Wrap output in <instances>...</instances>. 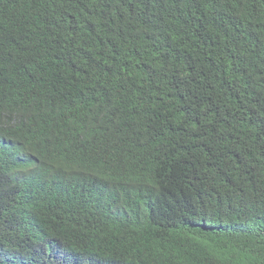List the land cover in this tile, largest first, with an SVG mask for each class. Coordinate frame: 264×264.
<instances>
[{
	"label": "trees",
	"instance_id": "16d2710c",
	"mask_svg": "<svg viewBox=\"0 0 264 264\" xmlns=\"http://www.w3.org/2000/svg\"><path fill=\"white\" fill-rule=\"evenodd\" d=\"M83 261H264V0H0V264Z\"/></svg>",
	"mask_w": 264,
	"mask_h": 264
},
{
	"label": "clouds",
	"instance_id": "9594fccd",
	"mask_svg": "<svg viewBox=\"0 0 264 264\" xmlns=\"http://www.w3.org/2000/svg\"><path fill=\"white\" fill-rule=\"evenodd\" d=\"M55 250H57V249H55ZM55 250H53L52 252H50V253L48 254V258H49V256H50L51 253L55 252ZM109 263H110V264H116V263H113V262H109ZM80 264H88V263H86V262L83 261V263H80Z\"/></svg>",
	"mask_w": 264,
	"mask_h": 264
},
{
	"label": "snow or ice",
	"instance_id": "6c2138e0",
	"mask_svg": "<svg viewBox=\"0 0 264 264\" xmlns=\"http://www.w3.org/2000/svg\"><path fill=\"white\" fill-rule=\"evenodd\" d=\"M261 264H264V261H261Z\"/></svg>",
	"mask_w": 264,
	"mask_h": 264
}]
</instances>
